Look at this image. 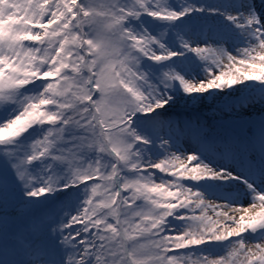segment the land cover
<instances>
[{
	"label": "snow or ice",
	"instance_id": "1",
	"mask_svg": "<svg viewBox=\"0 0 264 264\" xmlns=\"http://www.w3.org/2000/svg\"><path fill=\"white\" fill-rule=\"evenodd\" d=\"M208 96L264 108V0H0V264H264V111L169 134ZM10 192L59 212L18 232Z\"/></svg>",
	"mask_w": 264,
	"mask_h": 264
},
{
	"label": "rangeland",
	"instance_id": "2",
	"mask_svg": "<svg viewBox=\"0 0 264 264\" xmlns=\"http://www.w3.org/2000/svg\"><path fill=\"white\" fill-rule=\"evenodd\" d=\"M209 2H215V0H209ZM256 2H257V6L259 7L260 2H258V1H256ZM235 43H238V42H235ZM226 47H229L231 49L233 47V42H229L226 45ZM213 95H215V94H213ZM203 100L204 99L195 100V101L202 102ZM214 105H215V108L208 106V105H205L202 108H190V109H186L185 111H181V110L180 111H168L167 113H165V120L168 122H171V124L173 126L171 133H169V134H171L173 136L174 142L179 141L182 144L189 143L190 145H189V147L186 146V149L197 147V141H196V138L194 135L195 126H190L191 121H193L195 123V125L197 122H199V124L202 126L203 124L209 123L210 118H211L210 116L212 114H214L215 112L218 113L219 116H227L229 113L228 111H223L218 102ZM255 107L259 108L261 106L257 105ZM259 115H260V113H259ZM259 115L252 117V119L255 120L256 118L259 117ZM222 121L225 122L228 120H225V121L222 120ZM247 121H248V119H241V120H233V121L226 122L225 125H227L229 127L233 126L236 130H238V131H235L233 129H230L231 131L230 130L227 131L228 134H232V135L237 134V136L243 135L246 131V128H247V123H246ZM217 122H221V121H217ZM241 126H243V129ZM211 129H214V128H211ZM203 130L207 131L209 133L212 132L211 130L207 129V127H204ZM241 130L243 132L239 134L238 132ZM166 132H168L167 128L165 129V132L161 133V135H164ZM212 139H214L213 136H212ZM219 147L220 146H218L217 148H219ZM213 155H216V153L214 152ZM216 157H219V156L216 155ZM162 158H163V156L159 157V159H162ZM153 171L158 173V170H153ZM158 175H164V174L158 173ZM157 182H159V180H157ZM209 200H216V198L215 197H209ZM3 205H4V197L2 194H0V216L1 217H3V214H4ZM38 208H33L30 211H27V214H25V215H16V211H18V208H17V201L15 198V195L12 194L11 192L8 195V208H7L8 220L10 218L14 221L18 217H21V218L23 217L25 219H28L37 213L35 211H37ZM197 215H199V212H197ZM207 215L211 216L214 219V217L212 216V213L207 212ZM214 252L217 255H226V249L224 248L222 250L221 248H219V246H216L214 248Z\"/></svg>",
	"mask_w": 264,
	"mask_h": 264
},
{
	"label": "bare ground",
	"instance_id": "3",
	"mask_svg": "<svg viewBox=\"0 0 264 264\" xmlns=\"http://www.w3.org/2000/svg\"><path fill=\"white\" fill-rule=\"evenodd\" d=\"M216 103H217V101H215L210 96L204 98V100L202 102H198V101H195V100H188L186 98H182V99H180L178 101V103H176L175 105H172L168 109V111H178V110H185V109H190V108H202L205 105H208V106H211V107L215 108V105L214 104H216ZM262 111H264V108H261V107H259V108L253 107V108H249V109L243 111L240 116H237L234 113H230V112L228 113L227 116H219V114L215 112L214 114L211 115V118L212 119H218V120H241V119H248L249 117L252 118V117H254L256 115H259V113H261ZM176 144L177 145H175V147L176 148H179V149H181L183 151H186L187 150L186 149V146L189 147V145H190L189 143H187V144H180L178 142ZM242 200H243L244 204L247 205L248 200L247 199H244L243 197H242ZM209 202L212 203V204H223L224 203V201L218 200V199H216V200H209ZM216 210L217 211H221L222 209L217 208ZM207 212L208 213H212V216L214 217L213 220H216L215 213L211 210V208H209L207 210ZM237 215H239V214L237 213Z\"/></svg>",
	"mask_w": 264,
	"mask_h": 264
}]
</instances>
